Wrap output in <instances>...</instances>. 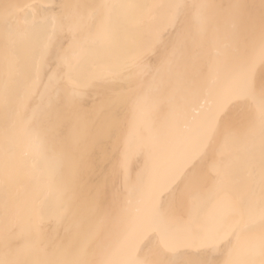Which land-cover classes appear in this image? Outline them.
<instances>
[{"label":"bare ground","instance_id":"1","mask_svg":"<svg viewBox=\"0 0 264 264\" xmlns=\"http://www.w3.org/2000/svg\"><path fill=\"white\" fill-rule=\"evenodd\" d=\"M0 264H264V0H0Z\"/></svg>","mask_w":264,"mask_h":264}]
</instances>
